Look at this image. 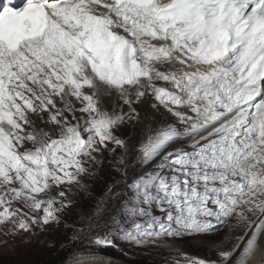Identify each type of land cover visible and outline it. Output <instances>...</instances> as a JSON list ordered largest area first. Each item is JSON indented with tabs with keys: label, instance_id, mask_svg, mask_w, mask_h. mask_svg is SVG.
<instances>
[{
	"label": "snow or ice",
	"instance_id": "1",
	"mask_svg": "<svg viewBox=\"0 0 264 264\" xmlns=\"http://www.w3.org/2000/svg\"><path fill=\"white\" fill-rule=\"evenodd\" d=\"M61 225L264 264V0H0V245Z\"/></svg>",
	"mask_w": 264,
	"mask_h": 264
},
{
	"label": "rangeland",
	"instance_id": "2",
	"mask_svg": "<svg viewBox=\"0 0 264 264\" xmlns=\"http://www.w3.org/2000/svg\"><path fill=\"white\" fill-rule=\"evenodd\" d=\"M107 165L101 171L96 180L92 181L93 189L97 194H102L107 185ZM69 224L75 219V216L66 218ZM71 235V230L65 231L63 225L53 227L46 232L40 233L31 239L30 242H23V238H9L7 245H0V264H8L10 262L34 264L36 260H40L48 255L52 250L71 249L68 244L67 237ZM201 237L185 238L175 241L176 247L180 248L184 253L193 256L205 257L212 255L199 241ZM118 249L127 258L128 262L117 261L114 259H106L109 264H164V258L170 257L167 251L157 250L153 247H136L124 241H118ZM201 245V246H200ZM81 251H84L83 249ZM70 252V251H68ZM71 255V252H70Z\"/></svg>",
	"mask_w": 264,
	"mask_h": 264
},
{
	"label": "trees",
	"instance_id": "3",
	"mask_svg": "<svg viewBox=\"0 0 264 264\" xmlns=\"http://www.w3.org/2000/svg\"><path fill=\"white\" fill-rule=\"evenodd\" d=\"M70 255V252H66L64 249H55L52 250L48 255L43 256L40 260H36L34 264H65L67 257ZM104 255L106 257H110L111 259L128 262L127 258L120 252L118 249L114 247L108 248L104 250ZM8 264H28V263H14L10 262ZM135 264V263H133Z\"/></svg>",
	"mask_w": 264,
	"mask_h": 264
},
{
	"label": "bare ground",
	"instance_id": "4",
	"mask_svg": "<svg viewBox=\"0 0 264 264\" xmlns=\"http://www.w3.org/2000/svg\"><path fill=\"white\" fill-rule=\"evenodd\" d=\"M200 246H201V245H200ZM139 248H140V247H139ZM83 264H90V262H88V261H84ZM104 264H109V262L106 261V262H104Z\"/></svg>",
	"mask_w": 264,
	"mask_h": 264
}]
</instances>
